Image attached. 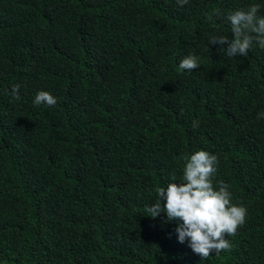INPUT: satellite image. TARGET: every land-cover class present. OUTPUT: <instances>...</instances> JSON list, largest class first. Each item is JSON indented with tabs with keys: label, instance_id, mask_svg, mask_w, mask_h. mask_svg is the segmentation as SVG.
Masks as SVG:
<instances>
[{
	"label": "trees",
	"instance_id": "1",
	"mask_svg": "<svg viewBox=\"0 0 264 264\" xmlns=\"http://www.w3.org/2000/svg\"><path fill=\"white\" fill-rule=\"evenodd\" d=\"M253 3L264 15V0H0V264H264V49L208 43ZM201 149L247 209L203 260L180 221L147 216Z\"/></svg>",
	"mask_w": 264,
	"mask_h": 264
},
{
	"label": "clouds",
	"instance_id": "2",
	"mask_svg": "<svg viewBox=\"0 0 264 264\" xmlns=\"http://www.w3.org/2000/svg\"><path fill=\"white\" fill-rule=\"evenodd\" d=\"M183 6L188 0H177ZM260 12L259 4H251L247 9L229 10L226 19L231 26L233 37L227 35L210 36L208 43L227 44L221 48L227 57L242 55L247 57L253 42L264 49V15ZM219 15V13H217ZM211 19V16L208 17ZM198 58L189 54L179 62L181 70L192 71L199 67ZM164 83V82H163ZM20 85H13L11 95L15 100L20 99ZM33 103L37 106H54L56 98L48 91L37 92ZM264 118V112L259 113ZM192 126L198 127V121ZM182 176L177 179L172 174L166 185L157 186L156 201L147 207V212L153 219L160 213H166V221L177 220L178 241L186 239L192 251L201 259H206L211 253L219 255L231 250L227 236H234L238 228L245 223L247 209L240 203L232 202L230 185L223 180L213 183L217 173L218 158L206 150H196L182 156ZM179 181L177 183L176 181Z\"/></svg>",
	"mask_w": 264,
	"mask_h": 264
}]
</instances>
